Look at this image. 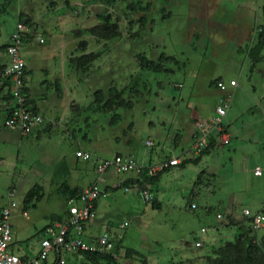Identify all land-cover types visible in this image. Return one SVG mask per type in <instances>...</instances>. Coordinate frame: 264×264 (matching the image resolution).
I'll return each mask as SVG.
<instances>
[{"label":"rangeland","instance_id":"rangeland-1","mask_svg":"<svg viewBox=\"0 0 264 264\" xmlns=\"http://www.w3.org/2000/svg\"><path fill=\"white\" fill-rule=\"evenodd\" d=\"M141 1L150 3L145 23L138 20L141 12L130 14L120 0L110 4L102 0H0V46L8 41L18 18L28 17L30 27L26 24L27 35L29 33L31 37H25L20 47L22 59L30 69L27 80H51L52 83L55 80H77L82 93L89 89L104 90L108 85L123 87L124 96L133 103L128 110L119 109L124 113L123 125L127 126V120L132 122L127 138L140 147L145 139L152 141L153 145L146 147L147 151H157L156 147L166 137L171 143L175 133H180L188 114L187 103L193 105L200 99L205 105H212L216 91L209 86L210 80L219 78L225 83L235 80L237 86L254 101L249 111L264 108V44L256 47L247 38L249 33L255 38L251 29L256 17L258 23L264 24V0H254L251 13L225 0ZM105 12L109 14L111 23L116 24L117 34L104 41H96L89 29L102 23L97 14ZM36 37L43 41L37 42ZM82 51L96 52L97 55L81 66L77 58L84 54ZM160 53L173 56L178 65L166 62L163 70L156 73L139 68L137 54L155 60ZM177 83L182 84L175 87ZM249 83H252L254 91L247 89ZM53 87L48 88V94L54 92ZM204 89L208 92L201 91ZM191 92L200 94L194 100L189 95ZM224 92L231 93L228 88ZM235 105L236 95L232 93L229 107L234 108ZM93 107L69 109L70 123L67 126L71 141L67 147V143L59 141L63 122L40 136L38 145L33 136L28 144L18 147L16 137L10 134H14L13 131L5 128L1 121V132L7 133L3 138L11 141L6 149L18 173L12 176L10 166L8 172L0 174V207L7 202L6 190L13 186L11 198L16 205L9 220L13 223L14 232H18L12 236L17 254L35 255L42 237L38 230L40 225L47 221L50 213L60 214L65 210V196L59 187L63 184L70 187L84 185L95 176L89 168L90 160L81 161L74 156L75 143L90 153L96 151L98 155L110 157L109 150H98L105 142L97 139L99 131L96 130V127L104 125L107 114L99 113ZM262 127L264 133L263 123ZM57 143L62 146L63 159L57 160L56 155L53 157L60 147ZM175 147L170 152L177 156L180 146ZM224 150L226 153L231 151L226 147ZM199 163L196 167L190 164L184 171V167L177 166L161 176L167 180V185L160 182L161 186L152 190L159 202L157 207L151 202H143L132 191L120 189L112 195L114 208L110 211L109 224H106L114 229L121 252L132 248L141 255L120 256L118 264H207L196 256L207 252L206 236L215 235V211L225 215L233 209L238 213L244 203L250 212L264 209V181H260L264 172L256 179L247 176L246 181L240 183L234 180L232 173L237 165H231L222 158L213 166L214 176L204 174L202 183L192 186L201 167ZM194 168H197L195 172ZM125 173L118 172V175L122 177ZM33 184L41 186L42 195L38 200H32L36 205L30 206L24 217L19 208L26 191ZM96 186L100 188V185ZM207 187L208 190L205 189ZM123 194L126 197L133 195V205L139 216L133 207L125 204ZM104 198L107 199L106 196ZM230 200L232 205H228ZM190 202L195 204V209L188 208ZM100 214L98 217L101 218ZM123 221L125 225H122ZM200 227H204L206 232L201 233ZM90 229L92 232L101 231V227L95 224ZM20 232L22 235L26 233L28 238L20 239ZM196 239L203 240L200 247L193 246Z\"/></svg>","mask_w":264,"mask_h":264},{"label":"crops","instance_id":"crops-1","mask_svg":"<svg viewBox=\"0 0 264 264\" xmlns=\"http://www.w3.org/2000/svg\"><path fill=\"white\" fill-rule=\"evenodd\" d=\"M227 3L234 4L233 6H238L240 8H243L244 10H248L249 13L252 12L253 9V3L254 0H225ZM264 18V17H263ZM250 20V18H249ZM247 20V21H249ZM232 25V24H231ZM245 25V23H244ZM263 25L261 22H257V17L255 18V23L253 26V29L251 31L255 32V38L251 37V34L248 35V40L256 42L257 39V33L259 28ZM248 27V25H247ZM246 27V28H247ZM245 29V27H244ZM250 31V32H251ZM31 36V35H30ZM6 43V42H5ZM22 57V56H21ZM67 58V57H66ZM70 59V58H69ZM4 61V54L3 51L0 52V65H2ZM24 61V60H23ZM63 61L65 59L63 58ZM25 67V82H24V92L27 96V101L30 104L31 108L39 113L41 116L44 117V123L33 133L29 135H20L15 130L13 131L14 134L10 133L12 137H16L17 140V146H21L24 144H28L31 139H33V136L35 137L38 145V138L42 136L44 133L49 132L50 130H53L59 122H63L61 124V130L59 131V141H63L65 144L67 143L66 147L70 143V133L69 127L67 126L70 121L68 120V117L70 115L69 109L72 108L74 110L77 109H83L84 106L90 105L92 101V91L91 89L88 90V92L82 93L81 88H78V81L77 80H55L53 83L51 80H27V76L30 72V69L26 66L24 62ZM31 74V73H30ZM220 80L219 78H216ZM214 80H210L209 86L213 88L215 92V97L213 100L212 105H205L200 99H197L193 105H190V103L186 104V108L188 109V114L186 120L183 121V125L181 126L180 133L176 132L175 136L172 139V142H167L168 138L166 137L164 141H162L156 148L157 151H147L148 147L145 144L142 143V147L139 146V144L131 143L129 140L130 138H127L128 132L132 129V122L128 121L126 127L123 125L124 121V113L120 111L118 108L113 112L106 113L107 116L104 120V125L96 127V130L98 132V140L104 141L105 145L102 147H99V151L102 149V151L109 150L111 155L110 157H105L98 155L95 152H92L93 156L100 159H108L111 158L113 155H122L127 158H132L135 160L136 163L143 166V169L140 173H136L134 170L128 171L123 175L122 177H119L118 172H115L112 169H109L101 174H97L95 172L94 166H93V159L89 162V168L91 171L95 173V176L90 178L84 185H77L73 187H78L79 189H83L89 186L93 185H100L101 190L105 191V194L96 200L94 204V217L86 222L83 226L84 234L86 236H94L100 232H92L90 231L92 225H99V228L102 226H105L106 231L111 236V239L113 240L114 244L117 246L118 256L126 257L124 255V251L121 252L120 244L115 240V231L114 229L106 224L108 222L109 224V218L112 217L111 210L114 208L113 202L115 198L113 197L116 195V192L122 190L124 187H128V190H124L126 192L132 191V193L137 194V187L136 185H140L144 189L149 190L152 193L153 199L149 202H151L152 206H159V202L156 200V195L152 191L153 188L156 190L161 186L159 185L160 182L163 185H167V180H163L161 177L163 174H166L168 172H172V170L177 166H171L167 169L156 170L152 175H146L145 169L148 166H152L157 164L159 161L163 160L166 156V153L170 151L172 147L180 146V152L177 155L180 159L182 158H192L191 156V144L194 137L195 127L194 122L196 120H207L212 112L213 108L217 102V98L220 94H223L224 92H220L218 89H216L214 85ZM222 81V80H221ZM182 83H177L174 86L180 87ZM51 86L54 88V92H50L48 94V88H51ZM228 90H230L232 94L234 93L236 95V105L234 108L229 107L225 113V115L222 118L221 124L224 127V131L226 132L228 136V143L225 145H218L215 141L211 140L210 149L206 151L204 154H202L198 160L195 163H186L182 166L183 171L187 169V167L191 164L196 167L198 163L200 164L199 171L197 172L194 180H196V177L200 171L201 177L199 178L197 184H201V179L204 174H211L214 176V164L215 162H221L222 158L226 159L229 164L235 163L237 165V168L232 172L234 174V180L243 183L246 181L247 176H252L253 179H256V177H259L262 175V172H264V133H263V127L262 118L264 117V108L258 109L257 111H249L250 104L254 103L253 99L249 97L248 93H244L238 86L237 82L235 86H227ZM226 88V89H227ZM238 88V89H237ZM242 88V87H241ZM245 90L253 89L252 83H249V86L247 85L244 87ZM247 90V92H248ZM192 91V90H191ZM202 92L206 93L208 92V89L201 90ZM254 91V89L252 90ZM6 92V87L0 84V100L4 99V94ZM264 93V92H263ZM200 93L197 92L196 94L194 92L189 93V95L195 100L196 96H198ZM51 95V96H50ZM181 94L178 95V97L181 99ZM264 98V95L263 97ZM81 102H85L82 104ZM189 102V101H188ZM230 105V104H229ZM207 108H210V111H207ZM111 114H117L118 119L116 122L109 124V116ZM5 115V109L3 105H0V123L3 120ZM3 125V124H2ZM6 128V127H5ZM8 129V128H7ZM3 130L0 129V174H2L5 171H9V167L11 166V174L12 176H16L18 171L15 169V162L12 160V156L8 154L6 145L11 143L10 139L3 138V136H7L6 132H1ZM122 133V135H120ZM215 133L213 132L212 135ZM96 135V134H95ZM11 137V136H9ZM123 137H126V140H122ZM215 140V138H214ZM88 142L90 143L91 140L88 139ZM60 144V142H58ZM57 143L58 147L57 151L53 153V157L56 155V159L64 158L63 154L60 152L62 146ZM77 143H75L76 149H74V152L78 149L87 151V149L81 148L80 146L77 147ZM250 145V146H249ZM71 146V145H70ZM227 148L228 150H231L230 152L226 153L224 148ZM177 148V147H175ZM220 150V152H219ZM215 151V152H212ZM212 152V153H210ZM190 153V155H189ZM74 154V153H73ZM46 157V156H45ZM17 158V156H16ZM7 164V167L5 166ZM198 167V166H197ZM259 168V174L254 173V168ZM16 170V172H15ZM197 168L193 169V172H195ZM161 171V172H160ZM252 172V173H251ZM83 174H86V171H82ZM253 174V175H252ZM260 181H264V175L262 178H260ZM196 185V184H195ZM194 185V181L192 183V186ZM68 186V185H67ZM13 187V186H12ZM69 188H72L68 186ZM97 187V186H96ZM60 188V187H59ZM98 188V187H97ZM14 189V188H13ZM208 190V187L205 188ZM122 190V191H123ZM112 192V193H111ZM125 192V193H126ZM113 195V196H112ZM104 196L107 197V199L104 198ZM125 196V204H129V207H133L136 216H139L140 213L135 209L132 201V194L126 197V194H123ZM140 198V197H139ZM141 199V198H140ZM142 200V199H141ZM143 202H147L142 200ZM230 203L228 205H232V201H229ZM36 205V204H35ZM31 202L22 204L21 208H19L20 214L24 217L27 216L26 211L30 206H35ZM4 206V205H3ZM2 207V206H1ZM0 207V208H1ZM128 207V208H129ZM127 208V209H128ZM208 208V207H205ZM247 203H244L243 207L240 209L238 213H236L233 209H231L230 213L223 215L220 211H215V222L213 223V229L215 231V235L213 237L206 236L207 244L209 245V248L207 251H209L212 248H215L216 246L222 244L225 241H229L233 239V237L236 234V225H230L226 219V215H230V218L233 219V221L237 223H245L247 221L248 217H245L242 214L243 209H247ZM66 209V208H65ZM117 209V207H116ZM103 211V212H102ZM263 212L264 209L260 208L256 210L255 212ZM102 217H98V214ZM65 210L60 213H50L47 217V221L40 225L38 230H41V228L49 222L51 219H55L56 216H64ZM216 214H218L219 218L216 217ZM222 217L224 220H222ZM221 219V220H219ZM15 222V221H14ZM125 222V221H123ZM11 230H12V236L15 234L17 235V231L14 232L13 223L10 221ZM86 226L89 227V229H85ZM206 232V230L204 231ZM202 232V233H204ZM23 234V233H22ZM21 232L18 234L20 239L25 240L27 237V234L25 233L22 235ZM197 240V239H196ZM203 241V240H202ZM38 245V243H37ZM9 249L14 253L15 255L19 256L20 258H30L35 255H31L28 257L26 254H17V249L13 247V241L11 238V242L9 244ZM65 258L67 260V264H79L83 263L85 261V258L81 254L77 253H66L64 254ZM202 255L204 253L199 254L196 256L198 259H203ZM130 257V256H129ZM52 258V255L49 256V259ZM204 261V260H203ZM90 264H108V262L103 261L101 259L99 260H93L89 262Z\"/></svg>","mask_w":264,"mask_h":264},{"label":"built area","instance_id":"built-area-1","mask_svg":"<svg viewBox=\"0 0 264 264\" xmlns=\"http://www.w3.org/2000/svg\"><path fill=\"white\" fill-rule=\"evenodd\" d=\"M26 31H28L26 24L21 20H17L14 30L10 33L4 47V61L0 70V84L6 86L9 94L8 98L0 100V105H3L5 109L2 124L10 130L17 131L20 135H29L44 123V117L31 108L24 92V61L20 54V47ZM36 40L42 42L40 37H36ZM214 85L220 92H224L227 86H235L236 81L230 79L225 83L221 80H216ZM230 98L231 95L228 93L220 94L211 116L207 120L194 122L197 133L191 145L192 158L198 156L202 149L206 147L208 138L213 131L216 132L215 142L218 145L227 144L228 136L221 125V121L229 108ZM145 144L150 146L153 143L150 140H146ZM74 155L86 160L89 158L90 153L78 149L74 152ZM95 160L96 171L99 173L104 172L108 168H113L116 172L134 170L136 173H140L143 169V166L137 164L131 158L119 155H114L108 159L97 158ZM179 162L180 158L168 151L163 160L155 165L148 166L145 169V173L150 176L156 170L175 166ZM259 172V168H254L255 174H259ZM123 189L128 190L129 188L124 187ZM13 191L14 189L11 186L6 190L7 202L0 208V264H67L64 254L83 250L111 252L112 256H115L113 250L114 242L106 231L105 226H102L101 231L94 236H86L84 234V224L94 217L93 202L98 195L103 194L102 190L94 185L83 188L77 197L67 199L65 202L66 215L61 219L49 222L43 227L39 248L35 256L23 259L15 255L9 249L12 238L9 219L11 210L16 205L11 198ZM136 191L138 196L144 201L149 202L153 199L152 193L147 189L141 188ZM189 205L190 208L195 207L194 203ZM242 214L250 219L249 224L253 230H258L264 226L263 212H250L248 209H243ZM218 216L216 214V217ZM122 225H125V222ZM199 231L202 233L205 229L201 227ZM201 244L202 240L197 239L194 241L193 246L199 247ZM55 253H58L59 256L56 257ZM50 255H52L51 259H49Z\"/></svg>","mask_w":264,"mask_h":264},{"label":"trees","instance_id":"trees-1","mask_svg":"<svg viewBox=\"0 0 264 264\" xmlns=\"http://www.w3.org/2000/svg\"><path fill=\"white\" fill-rule=\"evenodd\" d=\"M6 1H9V0H6ZM102 1L105 2V4H110L114 0H102ZM120 2L123 4V6H125L129 10L130 14H132L134 12H141V15L138 17V20L141 23L146 22L145 13L149 12V10H150V6L148 5V4H150L149 2L144 3L141 0H120ZM263 15H264V6H263ZM97 16L100 17L102 23H100L98 25H94L89 29L91 32V35H93L95 37L94 39L96 41H98V40L104 41V40L109 39L112 36L117 34L116 24L111 23L110 16L107 12H105L103 14H97ZM18 20H21L25 24L29 25L28 17H26V16L23 17V19H21L19 17ZM29 27H30V25H29ZM136 34H137V32L134 35H136ZM29 36H30V34L28 33V35H27V31H26L25 37H29ZM6 43H4L0 46V52H2L4 50ZM39 43H41V42H39ZM263 44H264V24L261 25V27L258 30L255 46L260 47ZM82 53H84V51H82ZM96 55H97L96 52H88V53H84V54L80 55L77 59H78L80 65L82 66L85 64V62L92 61ZM136 59L139 62V68L141 70H145V71L147 70V71L154 72V73L160 72L161 70H163V64L166 62L175 63L177 65L179 63L173 56L165 55L164 53H160L155 60L147 59L146 57L142 56L141 54H137ZM1 68H2V65H0V70H1ZM25 73H26V71H25V67H24L23 68V74L25 75ZM216 80H218V79H215L214 83ZM2 85L5 86L4 84H2ZM8 97H9L8 89L6 88L4 98H8ZM132 105H133V103L131 102V100L128 97L124 96V88L123 87L117 88L114 85H108V87L104 90L103 89H94L92 91V101H91L90 105L84 106L83 109H87V108L92 109V107L94 106L93 109L95 111H97L99 113H101V112L102 113H104V112L108 113V112H113L114 110H116L118 108L128 110L129 108L132 107ZM117 119H118L117 114H111L109 116L108 123L112 124V123L116 122ZM196 121H198V120H196ZM222 127H223V125H222ZM223 129H224V127H223ZM213 132L215 133L214 135H212ZM213 132H211V134L208 138V143H207L206 147L204 149H202V151L200 152V154L198 156H196L194 158H185V159L182 158V159H180V162L175 166L182 167L184 164H186L188 162L189 163L190 162L195 163L202 154H204L206 151H208L210 149L211 140L215 141L214 138L216 136V132L215 131H213ZM196 133L197 132L195 130L194 137H195ZM194 137H193V140H194ZM193 140H192V143H193ZM119 156H122V155H119ZM75 157L80 159L77 156H75ZM91 159H93V166H94L95 172L97 174H101V173L96 171V164H95L96 160L95 159H97V158L95 156H93V154L90 153L89 158L86 160H82V159H80V160L81 161H88ZM132 160H134V159H132ZM167 168H169V167H165L163 169L165 170ZM109 169H111V168H108L105 171H107ZM163 169H161V171H163ZM121 173H123V172H121ZM201 173H202V171H200L198 173L196 180H194V185L197 184L199 178L201 177ZM136 187L138 188V190L143 188L139 184L136 185ZM81 190L82 189H79L78 187L69 188L65 184H63L59 188V191L63 194V196H65L64 197L65 202L69 198L77 197L78 194L81 192ZM41 191H42V188L40 185L33 184L26 191V193L23 197V202L24 203L31 202L32 204H34L32 202V200L33 199L38 200L42 195ZM102 193L103 194H100L95 198V200L93 202V210H94V204H95L96 200L98 199V197L104 195L105 191L102 190ZM189 204H188L189 209H195L196 208V206L193 208H190ZM66 211L67 210L65 209L64 215H66ZM61 218H62V216H58V217L56 216L55 219H51V220H49V222H51L53 220H58ZM226 219L230 225H236L235 236L233 237V239H231L229 241H225L222 244L216 246L215 248H212L209 251L205 252L204 255H202L204 262H206L207 264H264V226L258 230H253L249 224V220H250L249 218L247 219V221H245V223H243V222L237 223V222L233 221V219L230 218V215H226ZM48 223H46V224H48ZM43 227L39 231H42ZM113 250L115 252L114 253L115 256H112L111 252L104 253V252H96V251H88V250H86V251L83 250V251L74 252V253L81 254L85 258V261L91 262L93 260L101 259L103 261L108 262V264H118L117 258L119 257L118 256L119 253L117 251V246L115 244H114ZM134 254L140 255L136 250H134L132 248H127L124 250V255H126V257L133 256ZM55 255H56V257L59 256L58 253H55ZM142 261H144V260L142 259Z\"/></svg>","mask_w":264,"mask_h":264}]
</instances>
